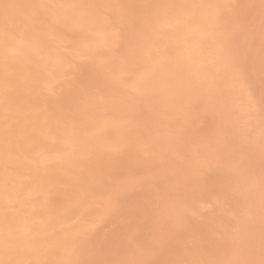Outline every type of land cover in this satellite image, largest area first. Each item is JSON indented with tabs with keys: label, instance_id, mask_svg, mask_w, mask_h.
Here are the masks:
<instances>
[{
	"label": "rangeland",
	"instance_id": "374dc122",
	"mask_svg": "<svg viewBox=\"0 0 264 264\" xmlns=\"http://www.w3.org/2000/svg\"><path fill=\"white\" fill-rule=\"evenodd\" d=\"M200 1L167 2L126 40L100 3L41 21L49 44L29 62L49 103L23 112L0 90L1 136L13 111L45 127L27 137L25 194L0 201V264H264V0H212L208 15Z\"/></svg>",
	"mask_w": 264,
	"mask_h": 264
},
{
	"label": "bare ground",
	"instance_id": "6f19581e",
	"mask_svg": "<svg viewBox=\"0 0 264 264\" xmlns=\"http://www.w3.org/2000/svg\"><path fill=\"white\" fill-rule=\"evenodd\" d=\"M66 1V0H65ZM64 0H0V90L2 89V86H4L3 88H5V86L8 87V91L14 93L17 97V103L19 106L24 107V111H30L32 110L33 104H34V100H36L37 102H39V104L44 105L46 103H49L48 101H46V96L44 95L45 93L47 94L46 91H44L41 87L39 81L36 79V77L34 78L32 76V72H31V67H30V62L31 59L33 60L34 58V52L33 49L37 48L40 44L44 43V42H48L45 34H46V26L45 24H43L44 22H46L47 17L51 16L50 13H54L55 10H61V7L63 6L64 3H66ZM83 3L82 4H86L89 7L88 8H93V5L95 4H99L100 3V12L104 9V13L103 16L105 17V15H107V19H103L100 20V23H104L105 21H111L113 25H117L118 27H121L122 30V36H124L125 40L129 37H131V33L134 31H138L139 33L143 31V29H148L150 27L153 28H157L160 26L161 24V15L162 14H166L169 13L168 9L165 10H161L164 8V6L166 5L167 2L171 1V0H82ZM128 1V5H126ZM181 1H186V0H181ZM200 1V0H199ZM203 2H206L210 5H206ZM200 1V6L202 9V12H204L205 14L208 15V9L211 8V6L213 5L212 0H201ZM64 2V3H63ZM63 3V4H62ZM71 3H74V0H67V4H65V6L68 7V10L70 9V11L72 9L74 10H79V7H74V6H69ZM81 7V6H80ZM160 9V10H159ZM65 11V10H64ZM61 13V12H60ZM75 13V12H74ZM201 13V12H200ZM62 14V13H61ZM68 14V13H67ZM202 14V13H201ZM65 15V14H64ZM78 15V14H77ZM81 16V15H80ZM16 18L17 21L21 20V21H30V27L29 29H24L23 27L20 28V25L17 24H10L9 20L10 18ZM64 17V16H63ZM168 17V16H167ZM102 17L100 16V19ZM206 18V17H205ZM209 18V17H208ZM207 18V19H208ZM61 19V18H60ZM203 20V19H202ZM41 21H44L43 23ZM165 21V20H164ZM212 22V21H211ZM7 23L9 28H13L14 30H19V34L20 36L18 38H20V40H22V38L25 39L22 40L23 41V54L20 53V56L17 57L16 54H19L18 52H14L13 51L15 49H13L12 47H9V44L7 43V39H5V36H8L6 34V31L8 30H3L1 27L4 26V24ZM67 23V22H66ZM205 23V22H204ZM48 24V23H47ZM46 24V25H47ZM57 24V23H55ZM43 25L45 26V29L43 27ZM60 25V24H59ZM210 25V24H209ZM7 26V25H6ZM47 26H51V24L47 25ZM67 26V25H66ZM65 26V27H66ZM70 26V25H69ZM52 27V26H51ZM50 27V28H51ZM56 27V26H55ZM64 27V26H63ZM106 27V26H105ZM104 27V28H105ZM112 27V26H110ZM49 28V27H48ZM47 28V30H48ZM54 28V27H53ZM90 28V27H89ZM207 28V27H205ZM72 29V28H70ZM101 29V28H100ZM103 29V28H102ZM118 29V28H117ZM116 29V30H117ZM200 29V28H199ZM12 30V29H11ZM111 30V29H110ZM193 30V29H192ZM195 30V29H194ZM203 30V29H202ZM10 31V30H9ZM8 31V32H9ZM52 31V30H49ZM73 31V29H72ZM92 31V30H91ZM114 31V30H113ZM112 31V32H113ZM145 31V30H144ZM148 31V30H147ZM182 32V31H180ZM201 32V31H200ZM17 33V32H15ZM14 33V34H15ZM54 33V32H53ZM58 33V31H57ZM120 33V34H121ZM147 33V32H146ZM195 32L193 31V34ZM199 33V32H198ZM60 35V33H58ZM119 34V35H120ZM183 34V33H182ZM104 35V34H103ZM141 35V34H140ZM149 35V34H148ZM187 35V34H186ZM63 36V35H62ZM112 36V34H111ZM118 36V35H117ZM135 36V34H134ZM152 37V35H151ZM115 38V37H114ZM120 38V36H119ZM118 38V40H119ZM149 38V37H148ZM199 38V37H197ZM12 39V38H11ZM62 39V38H61ZM150 39V38H149ZM191 39V38H190ZM196 39V38H195ZM15 40H17V38H15ZM14 40V41H15ZM199 40V39H198ZM202 40V39H201ZM25 41V42H24ZM94 41V40H93ZM188 41V40H187ZM197 41V40H196ZM20 43V41H18ZM60 42V41H59ZM58 42V43H59ZM57 43V44H58ZM61 43V42H60ZM100 43V42H99ZM108 43V42H107ZM119 43V41H118ZM122 43V42H121ZM200 43V42H199ZM198 43V45H199ZM49 44V42H48ZM111 44V43H110ZM159 44V43H158ZM14 45V44H13ZM21 45V43H20ZM44 45V44H43ZM51 45V43H50ZM178 45V43H177ZM196 45V44H195ZM48 46V45H46ZM188 46V44H187ZM50 47H52L51 49H53V47H56L51 45ZM113 47V46H112ZM167 47V46H166ZM193 47V46H192ZM58 47H56L57 49ZM86 48V45L85 47ZM88 48V47H87ZM92 48V47H91ZM184 48V47H183ZM22 49V50H23ZM44 49V48H43ZM46 49V48H45ZM50 49V48H49ZM50 49V50H51ZM54 48V50H56ZM59 49V48H58ZM57 49V50H58ZM89 49V48H88ZM172 49V48H170ZM178 49V47H177ZM193 49V48H192ZM21 50V49H20ZM38 50H41L40 47ZM47 50V49H46ZM45 50V52H46ZM61 50V49H59ZM87 50V49H86ZM110 50V49H109ZM114 50V49H113ZM154 50V49H153ZM184 50V49H183ZM43 51V50H42ZM49 51V50H48ZM47 51V52H48ZM69 51V49H68ZM182 51V50H180ZM113 52V51H112ZM155 52V50H154ZM157 52V51H156ZM155 52V54H156ZM39 53V52H38ZM41 53V51H40ZM39 53V54H40ZM49 53V52H48ZM52 53H54L52 51ZM69 53V52H68ZM192 53V52H191ZM43 54V53H41ZM40 54V56H41ZM46 54V53H45ZM43 54V55H45ZM66 54V53H65ZM64 54V56L66 57V55ZM153 54V53H152ZM11 55H13V58L10 57ZM16 55V56H15ZM49 54H47L48 57ZM52 55V54H51ZM50 55V56H51ZM70 55V54H69ZM158 55V54H157ZM187 55V54H186ZM38 56V54H37ZM38 56V57H40ZM54 56V55H53ZM52 56V57H53ZM63 56V55H62ZM153 56V55H152ZM180 56V55H179ZM183 56V55H181ZM193 57V55H191ZM190 56V57H191ZM37 57V58H38ZM68 57V54H67ZM154 57V56H153ZM35 58V59H37ZM49 58V57H48ZM57 57H55L56 60ZM189 58V55H188ZM34 59V60H35ZM46 59V58H45ZM152 59V58H151ZM158 59V58H157ZM194 59V58H193ZM14 60V61H12ZM50 60V59H49ZM178 60V59H177ZM176 60V61H177ZM190 60V59H187ZM186 60V61H187ZM192 60V59H191ZM190 60V61H191ZM41 61V59H40ZM38 60V62H40ZM42 61H45L42 59ZM48 62V60H46ZM180 61V60H179ZM178 61V62H179ZM190 61L188 63H186L187 65H191ZM173 62V61H171ZM184 62V61H183ZM33 63V61H32ZM41 63V62H40ZM44 62H42L43 64ZM50 63V62H49ZM64 63V62H63ZM37 64V63H36ZM45 64V63H44ZM177 64V63H175ZM179 64V63H178ZM177 64V65H178ZM194 65V63H192ZM38 65V64H37ZM50 65V64H49ZM183 65V64H182ZM181 65V66H182ZM44 66V65H43ZM47 66V65H46ZM180 66V67H181ZM192 66V65H191ZM190 66V67H191ZM200 66V65H199ZM51 67V66H49ZM170 67V65H169ZM178 67V66H177ZM193 67V66H192ZM43 68V67H42ZM173 68V67H172ZM176 68V67H175ZM34 69V68H33ZM35 70V69H34ZM38 70V69H37ZM41 70V68H40ZM182 70V69H181ZM186 70V69H183ZM195 70V69H193ZM192 70V71H193ZM44 71V70H43ZM189 71V70H188ZM198 71V69L196 70ZM195 71L196 74H198ZM39 72V70H38ZM42 72V71H41ZM36 73V72H35ZM51 73V72H50ZM53 73V72H52ZM51 73V74H52ZM57 73V72H56ZM183 73V72H182ZM201 73V71H200ZM203 73V72H202ZM37 74V73H36ZM36 74H34L35 76H37ZM40 74V73H39ZM38 74V75H39ZM47 74V73H46ZM181 74V73H180ZM41 76V74H40ZM40 76H37L38 78ZM45 76V75H44ZM48 76H45V78H47ZM198 77V76H197ZM41 78V77H40ZM50 79V78H49ZM54 79H55V75H54ZM185 79H187L185 77ZM51 80H53L51 78ZM195 81V80H194ZM45 82V79H44ZM189 82V81H187ZM47 83V82H46ZM190 83V82H189ZM192 84V83H191ZM196 84V83H195ZM195 84H193L192 86H194ZM55 85V84H54ZM51 87V86H50ZM53 88V87H52ZM194 88V87H189ZM197 88V87H195ZM54 89V88H53ZM189 89V90H190ZM198 89V88H197ZM3 90V89H2ZM1 90V91H2ZM195 90V89H194ZM4 91V90H3ZM55 91V90H54ZM192 91V90H191ZM45 92V93H44ZM196 92V90H195ZM1 93V92H0ZM30 93H33L35 96L31 97ZM3 94V92H2ZM49 95V94H48ZM8 96V95H7ZM9 97V96H8ZM12 97V96H11ZM10 97V98H11ZM3 99V98H2ZM15 99V98H14ZM50 99V98H49ZM8 102V101H7ZM51 103V102H50ZM47 108V105H45ZM42 107V106H41ZM51 107V106H50ZM10 108V107H9ZM49 109V108H48ZM47 109V110H48ZM11 110V109H10ZM40 111V110H39ZM39 111L37 110L38 114H36L34 111L33 112H27L25 114H22L23 112H15L13 111L10 115H8L6 117L7 123H9L11 126H14L16 128V133L13 132V136L10 135H0V201H2V199L4 198V196L6 198L10 197H14L15 194H25L23 187H20V182L22 181V176H23V172L21 171V164L23 163L24 160V151H30L32 152V155L35 154V150L33 149H28L27 148V137L29 136H33V134L36 135L37 138L41 137L42 138V134H39L38 131L41 133L42 130V126L43 125H39ZM41 111H44V108H42ZM43 114V113H42ZM230 114V113H229ZM228 114V116H230ZM46 115V114H45ZM222 115V114H221ZM222 117V116H221ZM231 117V116H230ZM31 118V122L32 124H30L31 126L28 127L27 123L25 122L27 119ZM41 118V117H40ZM68 118V117H67ZM225 118V117H224ZM45 119V116H44ZM227 119V118H225ZM229 119V118H228ZM227 119V121H228ZM231 119V118H230ZM66 120V119H65ZM47 121V120H46ZM49 121V120H48ZM194 121V119H193ZM230 122L232 123V121L230 120ZM229 122V123H230ZM1 123V121H0ZM39 123V124H38ZM44 123V122H43ZM49 123V122H48ZM47 124V123H46ZM67 124V123H65ZM223 124V123H222ZM226 124V123H225ZM39 125V126H38ZM231 125V124H230ZM7 126V125H6ZM222 126V125H221ZM33 127V128H31ZM44 127V126H43ZM2 128V127H1ZM7 128V127H6ZM45 128V127H44ZM224 128V127H223ZM227 129V128H226ZM231 129V127H230ZM228 129V130H230ZM4 130V129H3ZM12 130V129H10ZM223 130V129H222ZM227 130V131H228ZM2 131V130H1ZM12 132V131H11ZM230 132V131H229ZM225 133V132H224ZM223 133V134H224ZM7 134V133H6ZM16 134V135H15ZM238 134V133H236ZM242 134V133H241ZM34 135V136H35ZM226 135V134H225ZM228 135V134H227ZM239 136V135H238ZM36 139V138H35ZM26 152V153H27ZM29 153V152H28ZM26 155V154H25ZM30 155V154H29ZM36 156V155H35ZM41 164L35 160L34 163L31 165L32 167H30V171L27 173L28 175L32 176L33 172L39 168ZM53 166V165H52ZM52 168V167H51ZM37 172V171H36ZM36 174V173H34ZM35 176V175H34ZM37 176V175H36ZM98 177V175H97ZM100 177V176H99ZM98 177V178H99ZM239 183V182H238ZM245 183V182H244ZM249 183V182H247ZM243 184V182H242ZM241 184V185H242ZM246 186V185H243ZM248 186V185H247ZM26 191V190H25ZM27 192V191H26ZM28 194V193H27ZM175 194V193H174ZM20 196V195H19ZM26 197V196H25ZM27 198V197H26ZM12 199V198H11ZM8 200V199H6ZM20 200V199H19ZM173 200V198H172ZM177 200V199H176ZM28 201V200H27ZM8 202V201H6ZM2 204V203H1ZM0 204V207H1ZM19 204V203H18ZM3 205V204H2ZM2 209V208H1ZM5 210L3 209L2 212H4ZM2 213V214H3ZM1 217V216H0ZM0 225H3L0 223ZM5 230V228H4ZM9 233V231H8ZM6 235L7 233L4 231L0 230V255H3V257L5 255L6 250L9 251L8 247H10L6 241ZM7 253V252H6ZM17 254V253H16ZM19 255V254H18ZM23 255V254H22ZM17 256V255H15ZM2 257V258H3ZM19 257V256H18ZM25 257V256H24ZM7 258V257H6ZM5 259V258H3ZM17 259V258H15ZM1 260V259H0ZM20 260V259H19ZM24 260V259H23ZM22 261V260H21ZM37 262V261H36ZM48 262V261H46ZM45 262V263H46ZM19 263V261H18ZM26 264V262H25ZM48 264V263H47Z\"/></svg>",
	"mask_w": 264,
	"mask_h": 264
}]
</instances>
